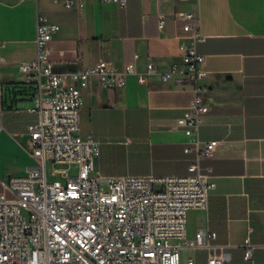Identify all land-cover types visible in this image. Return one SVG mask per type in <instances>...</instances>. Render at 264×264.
<instances>
[{"label":"crops","instance_id":"obj_1","mask_svg":"<svg viewBox=\"0 0 264 264\" xmlns=\"http://www.w3.org/2000/svg\"><path fill=\"white\" fill-rule=\"evenodd\" d=\"M175 7L197 10L204 33L196 48L209 70L203 100L210 109L198 135L223 140L202 159L215 180L209 204L189 209L186 226V238L200 227L216 236L210 246L181 245V264H208L215 249L229 255V264H264V0H82L72 6L65 0H0V191L9 193L5 180L36 162L26 128L37 116L29 109L33 86L18 65L36 55L38 15L59 23L50 40L54 69L106 57L144 70L149 59L157 68L182 60ZM159 11L165 14L162 27ZM193 85L185 74L162 79L153 73L140 82L130 73L124 84L109 86L90 77L81 87L80 113L86 114L81 133L99 140L94 173L187 172L194 155L184 149L190 137L167 124L183 112ZM247 239L257 243L250 258L244 257Z\"/></svg>","mask_w":264,"mask_h":264},{"label":"built area","instance_id":"obj_2","mask_svg":"<svg viewBox=\"0 0 264 264\" xmlns=\"http://www.w3.org/2000/svg\"><path fill=\"white\" fill-rule=\"evenodd\" d=\"M116 1L122 5L127 0ZM168 1V0H164ZM82 0H65L66 6ZM182 23L180 62L157 68L149 59L144 70L133 61L119 67L113 59L101 57L95 63L69 70H56L50 62L52 33L56 21L38 15L36 55L19 62L23 81L33 86L36 118L26 125L29 152L36 158L23 174L10 175L0 191V264H181L180 247L212 245L216 231L200 227L186 238L187 214L191 208H205L215 186L211 167L202 159L210 156L222 139H201L198 135L204 115L210 109L203 100L209 75L205 54L196 43L204 38L197 10L175 7ZM165 14L158 12V24ZM135 73L144 82L148 74L162 79L194 82V95L170 128H179L190 138L185 151L194 155L185 173H94V159L100 153L99 140L81 133V87L90 77L101 85H121ZM2 127L0 117V129ZM64 181L47 180L46 161ZM56 162L67 165L58 167ZM77 171L70 174V165ZM161 187L155 188L154 183ZM257 243L247 239L244 257L250 258ZM208 264H229L222 250L208 254ZM192 262V259H189Z\"/></svg>","mask_w":264,"mask_h":264},{"label":"rangeland","instance_id":"obj_3","mask_svg":"<svg viewBox=\"0 0 264 264\" xmlns=\"http://www.w3.org/2000/svg\"><path fill=\"white\" fill-rule=\"evenodd\" d=\"M81 115H82L81 127L82 126H86V122H85V115L86 114L84 112V109L81 110ZM83 135H85V134H83ZM55 165L58 166V167H62V166L67 165V163H64V162H56ZM113 166L114 167H119L120 164L119 163H116L115 161H113ZM52 169H53V167H52V161L50 159H48L46 161V176H47V180L48 181H52L54 179H60L62 181L65 180V178L61 175V173L59 171L56 172V173H53L52 172ZM76 171H77V164L76 163H72L70 165L69 173L70 174H74V173H76ZM154 187L155 188H160L161 187V183L158 182V181L155 182L154 183Z\"/></svg>","mask_w":264,"mask_h":264}]
</instances>
